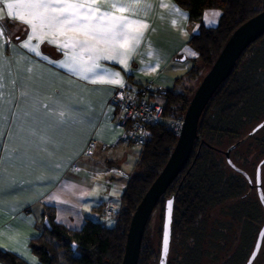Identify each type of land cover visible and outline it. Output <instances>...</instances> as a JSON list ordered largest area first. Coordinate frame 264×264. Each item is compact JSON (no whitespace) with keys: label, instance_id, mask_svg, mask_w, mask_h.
I'll return each mask as SVG.
<instances>
[{"label":"trees","instance_id":"obj_1","mask_svg":"<svg viewBox=\"0 0 264 264\" xmlns=\"http://www.w3.org/2000/svg\"><path fill=\"white\" fill-rule=\"evenodd\" d=\"M173 2L186 10L189 20L198 26L188 41L197 56L186 73L188 82L199 76L200 66L208 71L238 26L264 10V0ZM209 9L221 12L214 28L205 26L201 20ZM191 96L163 92L160 99L164 104L163 116H183ZM263 120L264 35L245 50L205 107L187 163L146 224L138 264H158L164 204L172 196L175 199L167 264H245L264 223V212L247 181L226 164L222 151L235 145L230 160L246 173L257 166L264 160V133L254 137L264 126L250 136L251 130H246ZM146 133L135 173L128 178L120 209L111 219L113 226L108 227L103 217L90 218L80 231H69L55 221L52 209H47L39 224L40 236L30 244L39 264H121L131 216L166 164L177 140L165 123L148 126ZM262 167L264 163L261 170ZM94 212L102 213V208ZM0 263L25 264L6 252H0Z\"/></svg>","mask_w":264,"mask_h":264},{"label":"crops","instance_id":"obj_2","mask_svg":"<svg viewBox=\"0 0 264 264\" xmlns=\"http://www.w3.org/2000/svg\"><path fill=\"white\" fill-rule=\"evenodd\" d=\"M148 2L152 10L140 17L148 28L129 56L127 67L114 60H101L97 72H119L122 85L149 84L160 96L166 91L178 93L180 86L187 84L186 73L197 57L188 41L198 26L173 0H162L169 7H163L161 0ZM220 16L219 10L209 9L201 20L214 28ZM0 25L5 29L3 39L8 41L3 48L7 58L3 107L6 115L9 109L18 112L25 129L4 144L5 149H19L23 163L6 170L5 180L11 187L0 198V252L12 254L25 264H39L30 244L40 236L45 211L52 209L58 224L76 232L106 203L120 209V198L128 178L135 173L140 147L132 153L133 144L122 140L123 131L117 125L119 111L110 103L114 89L121 85L93 84L62 67L67 50L47 40L31 41L39 44L41 55L23 48L30 29L19 21L5 15ZM153 67L155 71L150 70ZM22 92L27 96L22 97ZM61 111L65 121L74 116L77 122L71 127L61 124ZM90 143L95 147L87 155ZM104 222L108 227L114 224L113 220Z\"/></svg>","mask_w":264,"mask_h":264},{"label":"snow or ice","instance_id":"obj_3","mask_svg":"<svg viewBox=\"0 0 264 264\" xmlns=\"http://www.w3.org/2000/svg\"><path fill=\"white\" fill-rule=\"evenodd\" d=\"M161 3L163 7H169L162 0ZM0 5H3L0 8V20L6 15L30 29L27 40L21 45L23 48L41 55L39 44L33 45L31 41L36 39L42 43L47 40L67 50L66 61L61 62L62 67L76 72L93 84L121 86L119 72H97L101 68L99 61L114 60L126 68L129 56L140 45L144 31L148 28L145 20L140 18L141 14L146 16L153 8L148 0H0ZM171 7L175 9L174 5ZM4 36L5 29L0 25V152L4 153L0 155V198L11 187L5 180L7 168L18 162L23 163L19 149H5L4 144L13 141L25 130L20 114L9 109L6 115L3 107V68L7 62L3 48L8 43L3 39ZM85 53L88 54L87 58ZM150 70L155 71V67ZM21 96H27V93L22 92ZM59 117L60 123L69 127L77 122L74 116L69 117L71 123L65 121L64 111L59 113Z\"/></svg>","mask_w":264,"mask_h":264},{"label":"water","instance_id":"obj_4","mask_svg":"<svg viewBox=\"0 0 264 264\" xmlns=\"http://www.w3.org/2000/svg\"><path fill=\"white\" fill-rule=\"evenodd\" d=\"M263 35L264 10L248 19L232 32L211 67L201 78L184 111L183 125L166 164L147 189L131 216L121 264H138L141 241L146 224L150 219L158 201L162 198L168 187L187 163L195 140L198 137V123L205 107L221 84L230 76L245 50L259 40ZM263 126L264 120L258 123L248 133V136L254 134ZM234 148L235 145H232L225 151H222L226 164L233 171L240 174L248 182L249 187H252L249 175L242 169L235 166L230 160V153ZM263 163L264 160L257 165L254 181L257 198L264 212V194L261 186V165ZM174 199L175 197L172 196L167 199L164 204L158 264H167L171 241V223ZM263 238L264 223L257 233L253 249L245 264H252L254 262L260 251ZM165 241H167L166 249Z\"/></svg>","mask_w":264,"mask_h":264},{"label":"built area","instance_id":"obj_5","mask_svg":"<svg viewBox=\"0 0 264 264\" xmlns=\"http://www.w3.org/2000/svg\"><path fill=\"white\" fill-rule=\"evenodd\" d=\"M159 93L153 92L149 84L132 86L124 84L115 88L111 98V105L119 111L117 125L122 128V140L141 147L147 140L146 128L151 125L165 123L168 128L178 136L183 125V116L165 118L163 116L164 104ZM94 143L87 147L89 155L94 149ZM118 209L106 203L102 207V213L93 212L91 218L98 220L114 219Z\"/></svg>","mask_w":264,"mask_h":264},{"label":"rangeland","instance_id":"obj_6","mask_svg":"<svg viewBox=\"0 0 264 264\" xmlns=\"http://www.w3.org/2000/svg\"><path fill=\"white\" fill-rule=\"evenodd\" d=\"M207 71V68L206 67H202L200 66V72H199V76L194 79V80H191V81H185V85H181L180 86V89H178V92L181 93V94H186L187 96H191V92L194 91V89L197 87V85L199 84V81L202 77V75ZM183 86H185L186 88H183ZM188 88V89H187ZM259 122H256V123H253L249 128H247L246 132H248L249 130H251L255 125H257ZM264 133V127L263 129H261V131H259L254 138H259L261 137V135ZM133 149H132V153H134L135 151V148H136V145H133ZM258 164V162H257ZM255 168H256V165L254 166L253 169H250L248 170L247 174L249 175V177L254 181V177H255ZM123 172H125V170H123ZM261 180L262 182H264V167H262V170H261ZM262 191H263V194H264V184L262 183ZM255 196H256V193L255 191H253ZM257 197V196H256ZM264 214V213H263ZM155 216V215H154ZM153 221V219H152ZM154 222V221H153ZM154 227V225H152ZM161 228V227H160ZM157 241V240H156ZM160 244V239H159V242ZM253 264H264V238H263V241H262V245H261V248H260V252L257 256V258L255 259V262Z\"/></svg>","mask_w":264,"mask_h":264},{"label":"flooded vegetation","instance_id":"obj_7","mask_svg":"<svg viewBox=\"0 0 264 264\" xmlns=\"http://www.w3.org/2000/svg\"><path fill=\"white\" fill-rule=\"evenodd\" d=\"M255 126H256V125H255ZM255 126H254V127H255ZM254 127H253V128H254ZM253 128H252V129H253ZM252 129H251V130H252ZM258 131H259V130H258ZM256 167H257V166H256ZM255 170H256V168H255ZM250 179H251V178H250ZM254 180H255V179H254ZM247 184H248V182H247ZM251 184H252V187H249V184H248V187H249L252 191H255V193H256L255 181H253L252 179H251ZM261 186H262V180H261ZM256 196H257V194H256ZM257 199H258V198H257Z\"/></svg>","mask_w":264,"mask_h":264}]
</instances>
